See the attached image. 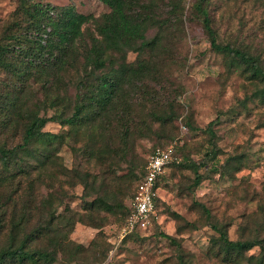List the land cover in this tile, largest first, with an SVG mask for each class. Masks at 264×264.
<instances>
[{
	"label": "rangeland",
	"instance_id": "374dc122",
	"mask_svg": "<svg viewBox=\"0 0 264 264\" xmlns=\"http://www.w3.org/2000/svg\"><path fill=\"white\" fill-rule=\"evenodd\" d=\"M31 1L48 3L55 12L70 5L76 12L94 17L110 10L99 0ZM144 2L151 8L145 37L150 40L158 35L159 42L140 54L127 50L112 65L136 68L138 60L146 64L143 74L125 78L115 113L98 123L105 122L102 129H87L78 138L72 137L68 126L54 120L41 129L68 131L72 138L68 137L48 163L31 170L32 187L25 179L22 182L24 198L36 203L27 230L37 219L44 224L53 218L60 229L57 238L62 240L59 249L51 243L50 233L31 247L55 251L50 264H179L177 246L161 235L164 233L181 246L186 264H264V252L258 246L225 260L220 245H211L219 234L210 226L216 224L231 240L257 238L264 244V81L253 79L249 67L237 58L211 48L194 10L196 0ZM208 11L216 41L255 55L264 68V0H210ZM27 26L20 0H0V45L18 49L16 36ZM21 45L23 51L30 44ZM83 64L79 60L59 80L51 69L43 71L35 61L38 67L21 79L0 67V93L16 95L20 104L15 123L0 128V147L15 148L22 142L31 115L54 113L44 91L55 94L65 89L68 112L72 110L76 95L84 91L78 83L84 75L80 73ZM212 121L211 138L208 126ZM124 123L129 128L123 143ZM103 139L114 150L98 161L86 160L84 146L94 149ZM170 142L176 145L178 162L167 169L158 188L157 217L122 236L125 206L148 156L156 146ZM47 145L45 139L34 141L30 150L43 151ZM206 152L212 156L198 170L201 181L193 186L194 171L188 164ZM26 158L35 160L32 154ZM86 174L90 179L97 177L88 191L79 181ZM5 178L0 163V201L11 188ZM97 197L112 209L93 212V221L87 212L84 222L68 225L69 211L83 212L84 199ZM199 204L208 209L210 217ZM3 244L4 237L0 249ZM38 264L46 263L41 260Z\"/></svg>",
	"mask_w": 264,
	"mask_h": 264
},
{
	"label": "trees",
	"instance_id": "16d2710c",
	"mask_svg": "<svg viewBox=\"0 0 264 264\" xmlns=\"http://www.w3.org/2000/svg\"><path fill=\"white\" fill-rule=\"evenodd\" d=\"M99 1L107 5L110 10L99 17H94L78 13L70 5L57 8L55 12V8L48 3L20 0V4L23 6L24 18L28 21L27 30L16 36V38H19L17 42L19 43L18 49L15 47L11 49L8 45H0V67L13 72L12 74L17 79L24 78L25 73L31 71L34 67H38L34 66V61L40 65L43 71L51 69L50 73L57 80L61 79L60 75L68 72L76 62L81 61V59L84 61L83 69L80 72L81 75L83 73L84 75L78 82L81 83L80 85L84 91L82 94L76 95V102L72 110L68 112L65 89H59L55 94L50 93L49 89L44 91V95L50 100L48 106L54 109V113L50 116L31 115L24 127L22 142L17 144L15 148L0 147V163L6 172L5 180L9 181L11 186L8 193L0 201V241L4 237V244L0 249V264H38L41 260L46 264H50L54 261L55 251L47 252L31 246H35L44 235L52 233L49 236L51 243L62 249V240L57 238L60 229L58 225L54 226L52 218L44 224L37 219L35 226L27 230L34 217L32 210L36 203L35 200L29 197L24 198L25 195L21 191L22 182L25 179L28 186L32 187L33 182L28 178L31 170H37L48 163L53 153L57 152L62 144L68 142V137L78 138L87 129L94 130L97 127L102 129L105 122L101 126L97 125L103 118L115 113L116 98L119 90L122 89L125 78L138 77L146 69L144 60H138L136 68L126 65L115 68L112 65L119 57L123 58L127 50L140 54L145 49L152 50L159 42L158 35L150 40L145 37L151 21L148 13L151 8L145 4L144 0ZM209 2L210 0H196L194 10L201 20L202 28L207 34L211 48L237 58L249 67L253 79L264 81V68L255 55L240 50L230 43L220 44L216 41V31L211 25L208 11ZM89 23L93 24L92 28L89 27ZM42 34H45L46 37L41 38ZM22 42L30 44L23 48V51L20 49L22 48V45L20 46ZM20 53L25 59L19 60ZM33 55H35L34 58ZM19 105L16 95H2L0 93V128H8L15 123ZM52 120L68 126V130L69 132L72 131L73 136L71 137L68 131L67 133L42 132L41 129L45 124ZM214 121L210 122L208 126L211 138L214 137V132L211 129ZM128 128V124L124 123L125 133L120 139L123 143L128 140ZM42 139L48 142L44 150H39L36 153L31 152L30 145L34 141ZM105 141L103 139L94 149L85 145L83 154L86 160L94 162L109 155L114 150V146ZM70 148L73 151L75 150L74 145ZM123 149H121V153ZM23 152L25 155L22 154ZM28 153L33 155L34 162L26 158L27 155H31ZM211 156V152H206L201 159L188 164L192 166L194 171L193 186L200 183L201 174L198 170L207 165ZM177 162H172L167 169ZM166 171L158 179L157 188L160 187ZM143 174L144 169H142L130 198L134 194L138 183L142 180ZM89 176V174L79 176L84 191H88L96 182L97 177L92 176L90 179ZM157 201L158 196L155 199L156 208ZM83 203V212L69 211L68 225L70 224L73 227L76 222H84L87 212L91 213L89 219L93 221L95 220L92 216L93 212L110 211L112 209L110 203L99 197L93 200L84 199ZM199 205L203 208L206 216L210 217L208 209L203 204ZM127 214L128 205L126 204L124 220ZM210 226L219 234L218 237L211 239V245H220L219 247L224 252V259L227 261L233 260V256L241 255L254 246H258L264 252V244L260 239L231 240L225 230L219 228L216 224ZM161 235L176 244L179 264H186L182 248L176 243V240L169 234L163 233ZM78 248L81 249V246H78Z\"/></svg>",
	"mask_w": 264,
	"mask_h": 264
},
{
	"label": "built area",
	"instance_id": "2783aa9c",
	"mask_svg": "<svg viewBox=\"0 0 264 264\" xmlns=\"http://www.w3.org/2000/svg\"><path fill=\"white\" fill-rule=\"evenodd\" d=\"M176 145L170 142L164 146H156L148 156L144 165L142 180L138 183L134 194L128 202V214L121 228V235L131 233L157 217L155 199L158 196L156 183L172 162H177Z\"/></svg>",
	"mask_w": 264,
	"mask_h": 264
}]
</instances>
